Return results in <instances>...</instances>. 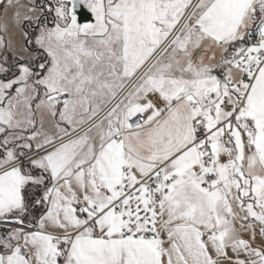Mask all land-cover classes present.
I'll return each instance as SVG.
<instances>
[{
    "label": "snow or ice",
    "instance_id": "1",
    "mask_svg": "<svg viewBox=\"0 0 264 264\" xmlns=\"http://www.w3.org/2000/svg\"><path fill=\"white\" fill-rule=\"evenodd\" d=\"M0 264H264V0H0Z\"/></svg>",
    "mask_w": 264,
    "mask_h": 264
}]
</instances>
